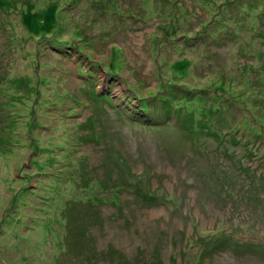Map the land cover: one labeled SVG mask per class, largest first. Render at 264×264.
<instances>
[{"label":"rangeland","instance_id":"obj_1","mask_svg":"<svg viewBox=\"0 0 264 264\" xmlns=\"http://www.w3.org/2000/svg\"><path fill=\"white\" fill-rule=\"evenodd\" d=\"M236 122L264 0H0V264H264Z\"/></svg>","mask_w":264,"mask_h":264},{"label":"trees","instance_id":"obj_2","mask_svg":"<svg viewBox=\"0 0 264 264\" xmlns=\"http://www.w3.org/2000/svg\"><path fill=\"white\" fill-rule=\"evenodd\" d=\"M228 129H229L228 133L234 132L233 130H235V132L242 130L240 131L239 136L235 138L239 141L241 140L243 144H247L246 147H249L248 148L249 151L255 150L256 147L259 149V151H261L264 154V134L261 133V130H257L252 126L249 129L248 125H244V126L239 125L237 122L234 123V125L230 126ZM260 147L262 148L260 149ZM252 153L254 152L252 151Z\"/></svg>","mask_w":264,"mask_h":264}]
</instances>
